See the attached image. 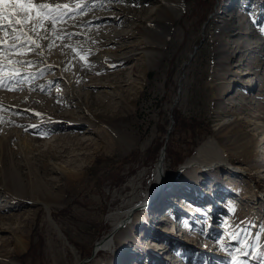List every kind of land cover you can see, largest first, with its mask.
<instances>
[{
  "label": "rangeland",
  "instance_id": "obj_1",
  "mask_svg": "<svg viewBox=\"0 0 264 264\" xmlns=\"http://www.w3.org/2000/svg\"><path fill=\"white\" fill-rule=\"evenodd\" d=\"M66 2L0 19V264H264V0Z\"/></svg>",
  "mask_w": 264,
  "mask_h": 264
},
{
  "label": "bare ground",
  "instance_id": "obj_2",
  "mask_svg": "<svg viewBox=\"0 0 264 264\" xmlns=\"http://www.w3.org/2000/svg\"><path fill=\"white\" fill-rule=\"evenodd\" d=\"M54 1L55 0H35L36 4H41V3H47L50 4L51 7L54 9ZM66 3H71V0H68V2ZM58 4V3H57ZM48 8H44V9H40V12H44L45 10H47ZM34 11H32L33 13ZM35 13V12H34ZM25 14V13H24ZM22 14L20 16V18H25V15ZM29 15V14H28ZM22 20V19H21ZM37 23V20L35 19V23ZM46 24V22H45ZM44 23L41 24L39 32V36H44L48 41L51 38L50 36H52V26L49 25H45ZM39 26V25H38ZM33 27V26H32ZM54 29V27H53ZM38 30V29H37ZM55 30V29H54ZM34 33V32H33ZM36 33V32H35ZM45 40V39H44ZM43 50V49H42ZM137 54V53H136ZM138 55V54H137ZM107 57L109 59H116V57H114L111 54H105L103 56H100V58H104ZM90 122V123H89ZM99 122H102L103 124V120L97 118H92V121H88V126H97V124H99ZM100 128V127H99ZM97 129V127H96ZM98 131V129H97ZM125 141L129 142V145L135 146V141L133 140V137L131 136H126L125 137ZM214 144V152L217 153L218 158L215 160H209V161H203L200 160V157H202L203 153L209 150V145L208 143H205L204 145L200 146L198 153L193 156L183 167V169L181 170V173H179V176L177 177V179H180V177L183 176L184 171L191 169L194 174H199L202 173L201 171L205 172L206 168H212L213 166H219V167H231V163L229 161L228 158H226L225 156L221 157V155L223 154L222 151L220 150V148L217 146V144L215 142H213ZM208 147V148H207ZM167 155H166V151L162 153L157 166H156V171H155V181L153 183V185L155 187H159L158 190L156 189V193L160 192V191H166L169 190L171 188V178L169 177V175L167 174ZM182 174V175H181ZM250 179H253L251 174H248ZM199 178L196 177L195 180H198ZM16 180H13V183L16 184ZM12 183V186H14V184ZM46 184V183H45ZM49 189V185L47 186ZM50 191V189H49ZM153 196L152 197H147L145 200L142 201H138V198H134L133 201H131L129 204V210L125 211L124 213H116L113 214L110 218L112 219V229L111 231L105 236V238L99 243V245L97 246V250L98 251H109L113 248V246H115V244H117V242L122 243V245L125 243V241L123 240V236L128 235V231L130 228V225L132 224L131 219L136 218L137 214H139L138 212L141 210H145L147 209V207L150 204H154V200H153ZM39 199V197H38ZM39 201V200H38ZM154 206V205H152ZM49 221H51L52 223H55V221L52 219V217H49ZM20 247H24V242L20 241L19 243ZM124 247H126V245H123ZM120 250V249H119ZM95 251L93 252V256H94ZM93 258V257H92ZM80 264H84L83 262H80Z\"/></svg>",
  "mask_w": 264,
  "mask_h": 264
},
{
  "label": "snow or ice",
  "instance_id": "obj_3",
  "mask_svg": "<svg viewBox=\"0 0 264 264\" xmlns=\"http://www.w3.org/2000/svg\"><path fill=\"white\" fill-rule=\"evenodd\" d=\"M10 5L13 6L11 9H9ZM49 7H51V5L47 3L36 4L35 0H0V19L8 20V24L10 27L13 28V31H15V28L13 26L11 17H16L17 12L27 13V12L34 11L36 13L35 17L27 16L25 18V21L36 19L38 22L48 20L50 23H55L56 22L55 19L45 16L40 12V9L49 8ZM56 7L59 8L61 6L56 5ZM63 7L67 8L68 6L63 5ZM15 23L21 24L22 21L20 18L17 17L15 20ZM31 31L33 32L36 31V26H33ZM12 47L15 48L16 45L13 44ZM16 63H21V62L16 61ZM0 86H3V85H0Z\"/></svg>",
  "mask_w": 264,
  "mask_h": 264
}]
</instances>
